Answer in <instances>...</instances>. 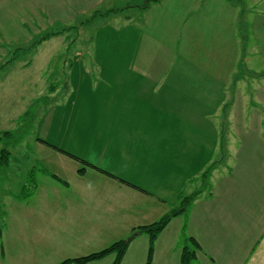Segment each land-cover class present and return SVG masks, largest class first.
Wrapping results in <instances>:
<instances>
[{"label": "crops", "instance_id": "0c3cea01", "mask_svg": "<svg viewBox=\"0 0 264 264\" xmlns=\"http://www.w3.org/2000/svg\"><path fill=\"white\" fill-rule=\"evenodd\" d=\"M215 1L212 0L210 11L216 23L207 29L216 38L200 40L199 34L188 28L187 13L173 15L172 9L179 6L182 7L178 11L183 13L192 8L193 0H159L142 21L144 28L145 21L149 29L154 27L153 23L156 26L158 23H152V17L164 8L161 6L164 2L171 9L168 11L171 20L165 19L163 23L173 25L172 48L184 58L195 52L201 53L199 57L211 58L203 67L146 66L144 41L133 63H128L127 52L111 51L97 57L103 59L97 60V65L108 84L99 83L97 88L99 94L103 90V95L100 94L98 104L92 99L81 101L80 106L92 107L81 123L89 126L100 119L104 129L109 127L117 136H134L125 139L121 153H109L112 158L117 156L114 161L110 158L115 165H102L97 159L91 162L113 170L150 193L94 168L84 175L72 173L71 181L58 165L53 171L60 170L59 176L66 183L51 176L41 183L37 176L35 193L21 201L25 204L17 206L21 210L15 214L19 215L17 219L23 216L28 221L26 212L33 210L37 201L42 212L46 201L49 212H53L51 216H55L48 224L52 228L72 227L65 234L69 236L68 252L74 253L64 259L102 249L94 247L97 240H103L100 244L106 247L127 237L134 227L159 219L183 195L200 189L190 208L173 218L175 222L180 217L177 227L170 230L175 225L170 222L169 228L157 237L152 264H181L183 230L199 242L197 259L202 264H264V69L255 66V59L264 62V4L262 9L240 5L264 0ZM120 12L118 9L107 15L121 17ZM238 17L246 24L240 25ZM226 56L245 61L248 70L237 72L234 78L231 70L224 72L211 65ZM123 62L129 65H117ZM120 74L128 79L114 83L111 76L116 80ZM83 84L75 92L79 94ZM109 101L112 105H108ZM118 122L122 127L112 125ZM100 151L97 153L108 154L104 148ZM64 154L56 150L50 153V159L43 160L48 164L63 162L69 159ZM78 163L70 165L77 171ZM117 164L126 172L131 167L133 173H128L141 184ZM202 177L206 179L205 186L198 188ZM53 202L56 209L51 207ZM10 216L13 217L11 212ZM148 247V234L138 233L121 264H145ZM113 259L114 254H110L88 264H111Z\"/></svg>", "mask_w": 264, "mask_h": 264}, {"label": "rangeland", "instance_id": "374dc122", "mask_svg": "<svg viewBox=\"0 0 264 264\" xmlns=\"http://www.w3.org/2000/svg\"><path fill=\"white\" fill-rule=\"evenodd\" d=\"M150 1L0 0V66H2L0 69V133L6 129L22 132L19 141L11 149L9 168L4 177L0 178V209L6 210L7 228H5L8 229L0 230V264H60L67 255L74 253L68 252L66 239L69 236L65 234L66 231H71L72 227L64 228L56 225L52 228L48 222L50 218L55 220V216H51L53 212H49L46 201L42 212L39 210L38 201L33 206V210L26 212L28 221L23 216L17 219L19 215L15 212L21 210L18 207L24 206L25 203H21L23 200L15 198L14 195L26 183L27 173L31 168L44 165L60 175V170L53 171L60 165L67 178L73 181L72 173L84 175L92 167H88L84 174L79 173L78 169L82 164L57 148L73 152L89 161L97 159L102 165H115L110 163L112 155L109 153L117 154L116 151L121 153L122 144H126L125 139L134 136H117L109 131V127L104 129L100 119L89 126L81 123L82 119L88 118L86 111L92 110L88 104L86 107L80 106L81 101L85 102L84 99H86L90 102L92 99V102L95 100L98 104L103 90L99 94L97 87L99 83L103 84L107 81L102 68L97 65V60L103 61V59H97L98 56L111 51L127 52L130 57L128 63H133L137 50L144 41L147 45L144 47L147 48L144 55L146 66L154 64L198 68L212 61L211 58L199 57L201 55L199 52L184 58L180 56L178 50L172 48L173 43L170 38L174 35L173 25L169 27L163 23L165 19L171 20L168 12L171 9L166 7L164 2L161 5L164 8L152 17V23L155 21L158 24L155 26L153 23L154 27L149 29V24L145 21L144 28L142 21L146 19L147 11L159 2V0ZM211 2L212 0H193L192 8L186 10V7L184 13L178 11L182 6L172 9V12L173 15L187 13V25L190 26L188 28L198 33L197 38L200 40L216 38V34L209 35L210 29H207L210 24L216 23L210 11ZM148 3L149 6L144 7ZM263 4L264 1L254 4L248 1L240 5H251L256 9H262ZM112 9H120L121 17L107 15ZM128 19L129 23L126 24ZM238 23L243 25L246 21L238 17ZM45 36L48 37L45 38ZM41 39L44 41L39 42ZM89 39L90 42H87ZM230 45L232 44L225 46ZM255 60L257 69H264V62L260 59ZM217 61V64L212 62L211 65H217L218 69H224V72L231 70L234 78L237 72L247 71L249 66L240 58L234 60L228 56L219 57ZM128 63L116 64L127 66ZM195 77L202 78V76L193 78ZM111 78L115 81L114 83L121 84L128 79V76L120 74L116 80L115 76ZM80 84L83 86L78 94L75 88ZM72 94H74L73 97ZM108 105H112V102L109 101ZM27 110L29 112L25 114ZM24 114L25 117L21 119ZM112 125L122 127L121 122ZM94 126L96 129L93 128ZM103 148L108 154L97 153ZM56 150L69 159L50 164L43 160L46 157L50 159V153ZM116 157L113 156L112 160L114 161ZM70 163L79 164L77 171ZM117 166L128 175L133 173L131 167L127 170L128 173L120 164ZM37 176L41 183L44 182L43 178H51L41 172L37 173ZM130 176L135 177L134 180L141 184L136 176ZM205 182L206 179L202 177L198 180L197 187L205 186ZM147 188L150 189V187ZM178 204L180 203L171 204L168 211ZM51 207L56 209L57 204L53 202ZM62 220L63 218L60 222ZM174 220L176 221L174 222L173 219L170 221L175 224L174 227L169 224L166 229L169 226L170 230L177 227L180 217ZM101 241L103 240H97L93 244L94 247L103 248ZM75 247L76 244L73 243V248Z\"/></svg>", "mask_w": 264, "mask_h": 264}, {"label": "trees", "instance_id": "16d2710c", "mask_svg": "<svg viewBox=\"0 0 264 264\" xmlns=\"http://www.w3.org/2000/svg\"><path fill=\"white\" fill-rule=\"evenodd\" d=\"M149 3L145 5L144 7H148ZM111 11H118V9H112ZM47 37L48 36H45V38ZM43 39L39 40V42H43L44 41ZM1 68L2 66H0V69ZM28 112L29 111L27 110L25 114H27ZM25 114L22 115L21 119L25 117ZM21 133H18L17 130L15 129H6L0 133V145H1L0 146V178L1 176L4 177V174L9 168L10 158L12 156L11 149L19 141ZM57 149H59L63 153L68 154L70 157L76 159L82 164V166L78 169V172L81 174H84L88 167H92L94 169L101 171L102 173H105L106 175L114 179L119 180L121 183H125L141 191L148 192L145 188L135 184L134 182L126 178H123L113 173L112 171L105 169L73 152H69V151H66L60 148H57ZM39 172L45 175H49L52 178H55L59 181L66 183V181L62 179V177L52 172L50 169H48L44 165L34 166L27 173L28 179L26 183L22 185L18 193H15V197L17 199L25 201L29 199L35 193L36 188H37V173ZM200 192H201L200 189H197L191 192L190 194L183 195L182 198L180 199V202H179L180 204H178V206H176L175 208L163 214L159 219L151 223H148V224H143V225L134 227L131 233V237L118 239L102 249L93 251L91 253H88L82 256L66 258L62 260L60 264H88L92 261L101 260L110 254H114V259L111 264H121L132 239L135 237L137 233H141V232H145L149 236L148 256H147V260L145 264H152L157 237L168 226V224L173 218L179 216L180 214L185 213L190 208V206L192 205L194 200L197 198V196L200 194ZM6 225H7L6 210L1 208L0 209V230H3ZM182 236H183V240H182V248H181V255H180L181 264H202L197 259V253L200 249L199 242L194 237L190 235L189 236L186 235L185 230H183Z\"/></svg>", "mask_w": 264, "mask_h": 264}, {"label": "water", "instance_id": "95a60500", "mask_svg": "<svg viewBox=\"0 0 264 264\" xmlns=\"http://www.w3.org/2000/svg\"><path fill=\"white\" fill-rule=\"evenodd\" d=\"M149 0H145V2H148ZM152 1H156V0H152Z\"/></svg>", "mask_w": 264, "mask_h": 264}]
</instances>
